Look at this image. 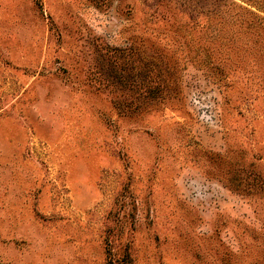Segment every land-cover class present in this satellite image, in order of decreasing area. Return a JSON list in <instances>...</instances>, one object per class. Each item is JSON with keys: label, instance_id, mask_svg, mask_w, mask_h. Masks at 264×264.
Listing matches in <instances>:
<instances>
[{"label": "rangeland", "instance_id": "1", "mask_svg": "<svg viewBox=\"0 0 264 264\" xmlns=\"http://www.w3.org/2000/svg\"><path fill=\"white\" fill-rule=\"evenodd\" d=\"M253 1L0 0V264H264Z\"/></svg>", "mask_w": 264, "mask_h": 264}, {"label": "trees", "instance_id": "2", "mask_svg": "<svg viewBox=\"0 0 264 264\" xmlns=\"http://www.w3.org/2000/svg\"><path fill=\"white\" fill-rule=\"evenodd\" d=\"M258 2H261V1L260 0L253 1V3L257 4L256 5V7H257L256 9H258L259 11H262V9H261L262 7L258 4ZM251 13L255 14V12H253V11ZM256 17H258V19L256 21V23H258V24H256L255 22H250V23H247V25H249L251 27H258V26L262 25L261 19H264V17L259 15V14H256Z\"/></svg>", "mask_w": 264, "mask_h": 264}]
</instances>
